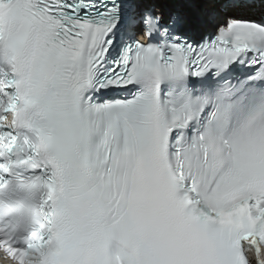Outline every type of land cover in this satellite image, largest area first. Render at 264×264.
I'll return each instance as SVG.
<instances>
[{"label": "snow or ice", "instance_id": "snow-or-ice-1", "mask_svg": "<svg viewBox=\"0 0 264 264\" xmlns=\"http://www.w3.org/2000/svg\"><path fill=\"white\" fill-rule=\"evenodd\" d=\"M0 253L264 264V0H0Z\"/></svg>", "mask_w": 264, "mask_h": 264}]
</instances>
